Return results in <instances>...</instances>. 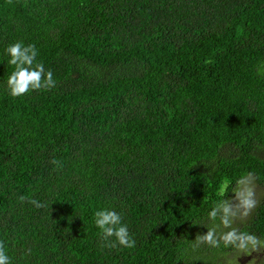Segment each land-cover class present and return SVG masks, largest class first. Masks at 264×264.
I'll list each match as a JSON object with an SVG mask.
<instances>
[{"label": "trees", "instance_id": "1", "mask_svg": "<svg viewBox=\"0 0 264 264\" xmlns=\"http://www.w3.org/2000/svg\"><path fill=\"white\" fill-rule=\"evenodd\" d=\"M15 40L36 46L51 89L7 94ZM249 172L264 184V0H0L12 264H222L233 248L193 249L207 231L197 223ZM259 200L232 227L264 240ZM102 206L123 211L135 247L101 239Z\"/></svg>", "mask_w": 264, "mask_h": 264}, {"label": "clouds", "instance_id": "2", "mask_svg": "<svg viewBox=\"0 0 264 264\" xmlns=\"http://www.w3.org/2000/svg\"><path fill=\"white\" fill-rule=\"evenodd\" d=\"M3 53L7 56V64L12 67L4 82L10 97L16 98L33 90L51 89L55 85L56 81L51 69H46L42 62L37 61L38 50L34 44L15 40L4 46ZM251 175L252 173L249 172L235 179L234 187L230 190L234 193L233 197L228 198L224 195L223 198L213 202L205 213L208 223H197L203 224L207 231L194 240L191 245L193 249L201 244L210 248H217L223 244L224 247L230 246L234 251H245V255H250L252 253L248 250H254L257 246L264 247V240L250 232L238 231L232 227L237 215H247L248 209L256 203L253 199V189L249 185ZM228 183V181L221 183L220 193H225ZM18 199L24 200V196ZM30 203L36 208L43 206L36 199H32ZM93 222L99 230L101 239L110 247L119 246L128 249L135 247L136 241L130 233L129 225L125 222L122 210L118 211L111 206L99 207L93 213ZM0 264H12V258L2 243H0Z\"/></svg>", "mask_w": 264, "mask_h": 264}, {"label": "rangeland", "instance_id": "3", "mask_svg": "<svg viewBox=\"0 0 264 264\" xmlns=\"http://www.w3.org/2000/svg\"><path fill=\"white\" fill-rule=\"evenodd\" d=\"M249 185L253 189V199L256 202L260 201L259 199L264 197V186L258 185L257 183L253 182L251 179L249 180ZM233 196H234V193L231 195V197ZM254 207L255 205L252 208L248 209L247 213L252 212ZM237 217L240 218L238 219L239 221H244V218H246V215L241 216L238 214ZM241 227L242 225L236 226V229L240 231ZM259 247L260 246H257V248L254 250H258ZM244 252L245 251H240V250L234 251L233 249L228 248L227 250H225L224 253H220L218 255V258L222 264H261L263 262L264 248L260 250V252L255 253V254L245 255Z\"/></svg>", "mask_w": 264, "mask_h": 264}]
</instances>
